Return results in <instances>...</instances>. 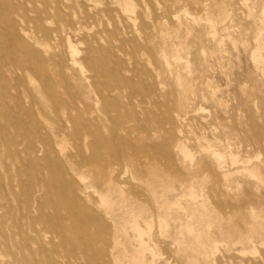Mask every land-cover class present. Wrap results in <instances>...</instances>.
Returning a JSON list of instances; mask_svg holds the SVG:
<instances>
[{
    "label": "rangeland",
    "instance_id": "obj_1",
    "mask_svg": "<svg viewBox=\"0 0 264 264\" xmlns=\"http://www.w3.org/2000/svg\"><path fill=\"white\" fill-rule=\"evenodd\" d=\"M38 158L62 161L91 240L65 219L36 264H140L139 242L144 264H264V0H0V264L26 211L6 194ZM127 204L149 219L125 234Z\"/></svg>",
    "mask_w": 264,
    "mask_h": 264
},
{
    "label": "bare ground",
    "instance_id": "obj_2",
    "mask_svg": "<svg viewBox=\"0 0 264 264\" xmlns=\"http://www.w3.org/2000/svg\"><path fill=\"white\" fill-rule=\"evenodd\" d=\"M130 1V0H129ZM126 10V9H125ZM80 53V52H79ZM39 81V80H38ZM112 98V97H111ZM18 103L21 105L20 101ZM72 125L71 119H68L67 122L61 126L60 133L58 136L62 138V141L65 139V131L67 126ZM57 137V136H56ZM99 140H103L102 137H98ZM133 145L131 142H124L121 147H109L107 146L106 152L107 157L110 161L117 159L118 161H126L128 162L131 158L126 153V149H132ZM49 151V150H48ZM50 152V151H49ZM191 153V152H189ZM47 156V152L46 155ZM64 161L67 159H71L69 155H64ZM38 159L32 160L35 170L33 173H28L25 171V175L28 180L23 181L18 185L21 190V194L23 199H19L18 193L15 191V186H9V194H6L5 198V206L8 209H22L26 208L25 213H22L19 217L16 218V221L20 222V225L16 226V234L19 237L17 241V253L19 258L17 257L14 260V264H36L38 258L42 259H51L52 249L51 246L55 244V240L59 238L62 243H70V238L64 232V220L68 219L70 221V226L76 232V240L79 243L88 242L91 240L90 234L88 232V227L90 225V218L86 215H79L78 211L84 203L82 199L78 196L76 191H74L73 181L69 178H64L63 176H57L55 172H63L64 165L62 161H56V167L53 168L49 163L40 166L38 164ZM131 161V160H130ZM128 167L123 166V170L127 172ZM141 169V168H139ZM102 174L108 177V181L106 182L107 186H110L112 183V176L115 174V166L113 163H107L102 167ZM40 173H48L46 176H39ZM50 174V175H49ZM63 175V174H62ZM95 184H99L98 180L95 181ZM100 185V184H99ZM51 189L53 191H51ZM87 189L86 187H81L80 190L84 191ZM79 190V189H78ZM11 194V195H10ZM77 194V195H76ZM101 195V194H100ZM17 202V205H13L11 203L12 197ZM103 197V196H102ZM85 200L87 199L84 198ZM57 203L63 206L65 211L68 213L66 217H64L60 212L56 210L55 213H46L43 209L45 206L55 207ZM127 207V224L123 230L126 231L128 228H131L134 231L139 230V222H147L149 216H144L143 211L139 210L137 212L134 211L131 205H124ZM55 209V208H54ZM109 216L112 220H116L118 218L117 215L113 213H109ZM23 223H26L27 226L30 227L31 233L27 234L23 231ZM38 223H44L49 226V228L53 229L58 236L56 237H47L46 240L40 238V231H38L34 225ZM99 227H104L103 220L98 221ZM85 240V241H84ZM117 240V239H115ZM86 242V243H87ZM116 246V245H115ZM115 246L113 248H115ZM132 246V245H131ZM126 247V246H125ZM124 247V248H125ZM113 248L111 250H107L104 254L113 255ZM133 250L136 251L134 261L139 262L140 264H144V252L147 250L146 245L143 242H139L138 247H132ZM131 251L127 247L124 249V255L126 256ZM96 255H98V249L96 250ZM118 257V256H117ZM51 264V263H50Z\"/></svg>",
    "mask_w": 264,
    "mask_h": 264
}]
</instances>
